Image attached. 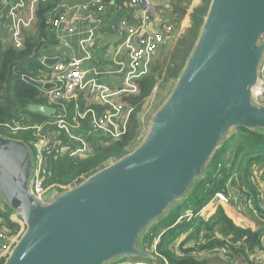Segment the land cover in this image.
Instances as JSON below:
<instances>
[{
  "label": "water",
  "instance_id": "obj_1",
  "mask_svg": "<svg viewBox=\"0 0 264 264\" xmlns=\"http://www.w3.org/2000/svg\"><path fill=\"white\" fill-rule=\"evenodd\" d=\"M263 63L264 0H210L172 90L151 114L141 141L73 187L48 191L43 203L30 185L31 147L0 135V200L24 225L2 264L152 259L140 246L145 232L188 197L232 131L264 134V104L254 95ZM28 111L48 118L56 113L46 105Z\"/></svg>",
  "mask_w": 264,
  "mask_h": 264
},
{
  "label": "trees",
  "instance_id": "obj_2",
  "mask_svg": "<svg viewBox=\"0 0 264 264\" xmlns=\"http://www.w3.org/2000/svg\"><path fill=\"white\" fill-rule=\"evenodd\" d=\"M191 2L192 0H169L163 19L172 25V31L169 39L154 55L148 74L138 81V94L130 99L134 112L127 133L118 140H105L103 145L94 144L92 152L80 160H73L67 153H58L60 145H68L70 139L64 131L59 132L56 127L45 125L51 117L28 111L31 105L47 104L39 87L24 80L23 76L38 80L37 70L45 68L41 63L38 50L45 43L46 38L52 41L53 36L48 35L47 27H49L50 11L56 6L55 1L39 5L36 16L37 36L25 35L22 48L16 49L12 44L3 45L0 42V135L20 139L32 147L37 136L35 130L12 133L5 126L13 125L21 118H24V126H43L41 134L47 131L50 134L59 132L57 140L61 144L57 146L50 144L44 154L45 169L42 176L45 187L58 185L57 189L62 191L59 186L81 181L83 176L87 177L103 168L109 161L127 154L135 144L140 142L145 129L140 117L145 114V106L161 85L174 81L179 75L196 40L210 0H200V4L193 9L190 15V26L179 38L174 50H166L171 40L180 34V22ZM157 54L159 55L155 61ZM258 101L264 104V98ZM69 106H71L70 103L67 104V107ZM55 109L59 111L58 107ZM150 114L151 111L147 118ZM247 148L254 149L257 153L256 156H252L251 161L255 160L264 164V134L244 128L234 129L231 136L215 152L205 169L203 179L195 183L188 197L178 202L165 218L145 232L142 247L152 256V259L145 262L146 264H162V260L152 251L154 241L158 237L156 251L167 260L168 264H202L203 262L196 256L201 250H231L230 243L235 244L238 241H243L246 245V248L242 247L244 255L254 253L253 247L258 244L255 234L250 230L235 226L224 215L222 208L217 207L215 214L207 221L197 215L213 199L215 193L222 192L229 195L230 191L226 182L230 177L234 160L240 151ZM232 187L243 204H246V199L259 202L257 194L251 193L253 195L249 196L236 184ZM187 210H190L194 216L190 220H184L182 217ZM257 210L264 214V207ZM11 214L8 208L5 213L0 211V221L5 227L16 230L19 226L10 220ZM176 245L181 255L174 251Z\"/></svg>",
  "mask_w": 264,
  "mask_h": 264
},
{
  "label": "built area",
  "instance_id": "obj_3",
  "mask_svg": "<svg viewBox=\"0 0 264 264\" xmlns=\"http://www.w3.org/2000/svg\"><path fill=\"white\" fill-rule=\"evenodd\" d=\"M45 1L47 0L0 2L2 10L4 9V20L11 44L16 49L22 48L24 32L36 20L38 4ZM168 5L169 0H56L50 27L64 55L50 67L51 74L48 77L36 81L39 82L38 87L41 90L45 89V85H53L45 89V97L43 94L42 96L49 107L54 109L58 107L59 111L55 109V115L45 125L54 126L59 132L64 131L70 139L68 145L60 147L63 154L67 153L73 160H80L92 152L94 144L103 145L105 140H118L127 133L134 112L130 99L138 94V81L148 74L154 55L166 43L172 31V25L163 19ZM123 9L127 16L117 17ZM129 11H132L134 17L132 22ZM107 14L109 16H106ZM82 24H86L87 28H81ZM103 27L116 38L113 42L105 41V48L111 56V61L115 56L118 57L114 61L112 72L107 73L83 68V63L91 59V50L96 45ZM72 37L77 39L80 55L70 41ZM101 74L122 75V83L118 87L107 86L100 80ZM263 74L264 63L261 83L254 90L258 103H260L258 99L264 98ZM84 102L86 105L83 109ZM69 103L71 106L67 107ZM69 115L71 123L68 120ZM140 121L144 124V116L140 117ZM23 124L24 118H21L19 122L5 126L12 133L29 130H35L37 133L31 147L35 165L30 185L36 201L43 203L49 189L45 187L42 176L45 169L44 154L50 144L53 146L61 144L57 140L59 132L46 136L40 133L43 126L29 127ZM71 141L76 146L70 145ZM229 200V196L222 192L215 193L212 199L213 202L222 204H228ZM245 203L252 205L250 199H246ZM258 205L260 207L259 202ZM263 207L264 205L260 208ZM182 217L184 220H190L194 216L191 211H187ZM17 218L16 215H10V220L19 226L16 230L5 227L0 221V264L10 254L24 231L22 221ZM158 238L154 241L152 251L162 260V264H168L156 251ZM242 242L233 245L242 247ZM174 251L181 255L179 248H175ZM222 251L226 258L230 257L229 250ZM251 256L254 264H264V255L249 254V258Z\"/></svg>",
  "mask_w": 264,
  "mask_h": 264
},
{
  "label": "crops",
  "instance_id": "obj_4",
  "mask_svg": "<svg viewBox=\"0 0 264 264\" xmlns=\"http://www.w3.org/2000/svg\"><path fill=\"white\" fill-rule=\"evenodd\" d=\"M2 0H0L1 2ZM50 1H55L56 0H47L45 2H40L38 4V7L40 4L48 3ZM37 7V11H38ZM55 7V6H54ZM53 7V8H54ZM53 8L50 11V20L53 16ZM122 8H125L122 6ZM125 12V10H121L117 17H126V13L124 16L122 14ZM130 13V21L132 22L134 20V17L132 15V11H129ZM106 16H109L107 14ZM107 18V17H106ZM50 20H49V29L48 35L53 36L52 41H48L49 39L46 38L45 43H43L38 50L39 56L41 58V63L44 60H51L52 65L56 60L59 58H62L64 55L63 50L59 47V42L56 41L54 37L53 30L50 27ZM81 28H87L86 24H82ZM37 17L36 20L33 22V24L24 32L25 35H32V36H37ZM116 38L115 36L105 27L102 28L101 35L98 37L96 40V45L93 46L91 50V59L88 62L83 63V68L87 69L89 71H97L99 73H107V72H112L111 70L113 69L114 66V61L118 57H114L111 61V56L110 54L106 51L105 48V41H114ZM70 41L72 45L75 47L78 55H80V51L77 48V39L75 37L70 38ZM0 42L3 43V45L11 44V40L9 38V33L6 28V22L4 20V9L2 10L0 6ZM43 64V63H42ZM51 74V68L45 66L44 69H39L37 70V77L38 80L42 77H48ZM91 74V73H90ZM104 75H109V76H116L115 74H101L99 76L100 80L107 84V86L111 87H118L120 85H109V81L107 79L103 80ZM122 83V80H121ZM40 92L44 95L45 89H39ZM45 97V95H44ZM81 98H83V95H81ZM46 101V100H45ZM86 105V102L82 104V108L84 109ZM48 106V102L46 104ZM80 133V131H78ZM256 150L254 149H244L240 151L235 160H234V165L232 167L230 177L226 182V185L228 187V190L230 191L229 193V203L228 204H222L219 202H215L214 204L207 205V207H204L202 211L198 214L200 218L203 220L207 221L209 220L216 212L217 207H220L223 209L224 215L229 218L232 223L241 228V229H247L253 232L256 236V242L258 243L257 246L253 247V252H251V255L254 256H262L264 255V214H261L258 212V208H260L262 205H264V189L261 186V184H257L256 192L258 193L259 197V203L260 207L258 205L257 201H253L252 205H246L243 204L241 200L238 199L239 196H237L234 191H233V184H236L239 186V189H243L246 191V193L249 196H252L253 194L248 193L246 189L242 188V184H244L245 177L249 176L248 174L251 172L253 176L255 177L258 173L259 175L262 176L264 171V164L259 161H251L252 156H256ZM263 189V191H262ZM251 191V190H250ZM240 198V197H239ZM257 199V197H255ZM262 209V208H261ZM190 211V210H187ZM186 211V212H187ZM240 242V241H238ZM235 242V243H238ZM231 247V250H229L230 257L226 258V254L222 251L223 249L216 250V249H210V250H201L199 254H197V259L202 261V264H254L252 257L249 258L248 253H243L242 247L246 248V245L244 242H242V247L239 245H233V243H230L229 245ZM143 248V247H142ZM234 251H233V249ZM175 249V248H174ZM145 250V249H143ZM173 250V249H172ZM205 250V251H204ZM146 251V250H145ZM149 253V252H148ZM147 261H142V264H146L145 262ZM156 264V263H154Z\"/></svg>",
  "mask_w": 264,
  "mask_h": 264
},
{
  "label": "rangeland",
  "instance_id": "obj_5",
  "mask_svg": "<svg viewBox=\"0 0 264 264\" xmlns=\"http://www.w3.org/2000/svg\"><path fill=\"white\" fill-rule=\"evenodd\" d=\"M200 4V0H192V2H191V5H190V7L188 8V10L186 11V14L184 15V17H183V19L181 20V22H180V26H181V32H180V34L178 35V37H176V38H174L173 40H171V43L168 45V47L166 48V50H169V51H172V50H174V48H175V46L177 45V43H178V40H179V38L185 33V30H186V28L187 27H189L190 26V15H191V13H192V11H193V9L196 7V6H198ZM125 15V13H123L122 14V16H124ZM158 55L159 54H157L156 55V58H155V61H156V59H157V57H158ZM168 57V56H167ZM104 79H107L108 81H109V85H120L121 84V80H122V75H116V76H109V75H104L103 76V80ZM176 80V79H175ZM175 80L174 81H171L170 83H166V84H164V85H161L160 87H159V89L157 90V94L155 93V95L153 94L150 98H149V100H148V102H147V104H146V106H145V114H144V126H145V129H144V134H143V136H142V138L144 137V135H145V132H146V129H147V124H148V121H149V118H150V116H151V114H153L161 105H162V103L165 101V99L167 98V96L169 95V93L171 92V90H172V87H173V85H174V82H175ZM149 111H151V114L148 116V118H147V115H148V113H149ZM70 119H71V115H69L68 116V120H69V122L71 123V121H70ZM50 133H49V131H47L44 135H49ZM141 141V140H140ZM139 143V142H138ZM137 143V144H138ZM137 144H135L130 150H129V152L130 151H132L133 149H134V147L137 145ZM70 145H74V146H76V144L73 142V141H71L70 142ZM61 146H63V145H60V147ZM31 147V146H30ZM32 149V148H31ZM63 151H65V150H63ZM32 152H33V150H32ZM58 153L59 154H63V152L60 150V149H58ZM109 162H112V161H109ZM108 162V163H109ZM262 172H264V171H262ZM255 174H257L255 177L253 176V174L250 172L248 175L249 176H246L244 179H245V181H244V184H242L243 186H242V188H244V189H246L247 191H249L248 193H254V194H258L257 192H256V186H257V184H261V186L263 187V189H264V176H261V175H259L258 173H255ZM251 175L253 176V177H251ZM83 179V178H82ZM81 179V180H82ZM76 182H74V183H72V184H69V185H66V186H59V188H61L62 190H64V189H68V188H71V187H73V185L75 184ZM78 183V182H77ZM58 186V185H57ZM57 186H55V185H50L49 186V189H48V191H50V190H52V188L53 189H56L57 190ZM239 187V186H238ZM263 189H262V191H263ZM251 190V191H250ZM215 202H213L212 200L207 204V205H210V204H214ZM207 205L205 206V207H207ZM5 206V207H4ZM6 208H7V206L0 200V211L2 212V213H5L6 212ZM12 215H15L14 213H12ZM20 218L18 217L17 218V220H19ZM140 246L142 247V242H140ZM175 248H178V245H176V247ZM140 261H147V260H140V259H134V258H127V259H122V260H120L119 262H116V263H118V264H127V263H137V264H140L139 262ZM116 263H114V264H116Z\"/></svg>",
  "mask_w": 264,
  "mask_h": 264
},
{
  "label": "flooded vegetation",
  "instance_id": "obj_6",
  "mask_svg": "<svg viewBox=\"0 0 264 264\" xmlns=\"http://www.w3.org/2000/svg\"><path fill=\"white\" fill-rule=\"evenodd\" d=\"M116 264H118V263H116Z\"/></svg>",
  "mask_w": 264,
  "mask_h": 264
}]
</instances>
